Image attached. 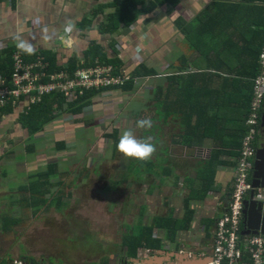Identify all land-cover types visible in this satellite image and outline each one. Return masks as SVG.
Listing matches in <instances>:
<instances>
[{"label":"crops","instance_id":"0c3cea01","mask_svg":"<svg viewBox=\"0 0 264 264\" xmlns=\"http://www.w3.org/2000/svg\"><path fill=\"white\" fill-rule=\"evenodd\" d=\"M216 1L239 7L235 14L215 13ZM258 7H264L259 0H0V58L7 47L15 48L13 38L20 35L36 49L35 55H26L28 61L42 56L66 68L83 60L105 63L117 54L127 71L140 66L155 71L137 78L138 88L141 83L149 88L140 114L153 121L160 142L157 157L163 150L172 154L145 163L153 172L159 163L164 182L160 192L151 195L145 189L142 194L149 211L139 231L119 229L130 240L147 238L144 233L151 229L158 247L139 249L135 256L143 263L210 264L206 247L212 243L215 220L226 210L236 156L247 132L256 57L264 46V13ZM117 12L121 20L110 24L115 29L109 31ZM69 20L76 25L70 45L61 40ZM45 27L51 39L43 38ZM19 109L0 118V161L10 143L13 149L18 146L24 131ZM174 134L180 136L177 141ZM176 222L173 237L167 229ZM125 244L121 241L122 259L132 257Z\"/></svg>","mask_w":264,"mask_h":264},{"label":"rangeland","instance_id":"374dc122","mask_svg":"<svg viewBox=\"0 0 264 264\" xmlns=\"http://www.w3.org/2000/svg\"><path fill=\"white\" fill-rule=\"evenodd\" d=\"M139 85L135 92L103 93L93 98L95 106L85 109L83 114L59 117L57 122L46 126L44 136L30 140L24 130L17 138L18 146L13 149L9 144L0 161V173L9 176L0 178L2 264H13L18 256L28 255L25 248L30 247L38 257L49 256L45 264H96L93 261L104 264V257L112 258L111 249L120 255L121 241L126 244L130 241V237L120 233L122 226L125 231L133 227L139 231L137 226L146 220L149 211L142 194L145 189L151 195L160 192L163 169L157 163L153 172L146 164H134L136 161L126 159L118 151L114 155L108 149L112 140L104 138L106 131L112 132L123 123L137 128L135 123L142 119L140 110L146 103L143 96L149 89H144L142 83ZM83 118L87 119L84 123L75 122ZM157 139L158 136L153 137L154 144ZM59 141H66L64 150H54ZM157 158L155 153L152 159ZM51 163H59L54 168L59 175L51 179L54 187L46 185L49 192L45 195L29 192L42 188L44 179L37 174L47 172ZM145 167L146 173L142 171ZM28 173L31 176L27 181ZM121 173L126 174L119 176ZM149 175L153 177L150 179ZM63 181L66 183L60 185ZM35 183L36 186L31 185ZM59 196L63 197L64 206L53 201ZM39 199L44 202L36 203ZM31 203L35 206L29 207ZM52 203L57 205L51 207ZM133 220L138 223H127ZM4 227L9 232H4Z\"/></svg>","mask_w":264,"mask_h":264},{"label":"built area","instance_id":"2783aa9c","mask_svg":"<svg viewBox=\"0 0 264 264\" xmlns=\"http://www.w3.org/2000/svg\"><path fill=\"white\" fill-rule=\"evenodd\" d=\"M13 72L0 77V109L8 104L39 103L45 95L61 90L69 101L92 88L123 85L130 80L122 67L97 62L86 65L81 61L72 78L66 71H49L46 58L36 56L26 61L22 53L14 52ZM257 75L253 79L252 95L245 120L247 132L241 139L234 168L233 185L225 212L215 220L210 264H264V234L242 235L244 201L249 199L251 175L260 133V116L264 107V46L259 52ZM132 79V78H131ZM264 202V188H256L251 198Z\"/></svg>","mask_w":264,"mask_h":264},{"label":"trees","instance_id":"16d2710c","mask_svg":"<svg viewBox=\"0 0 264 264\" xmlns=\"http://www.w3.org/2000/svg\"><path fill=\"white\" fill-rule=\"evenodd\" d=\"M253 1H258V0H253ZM259 2L264 4V0H259ZM229 4H224L223 2H217L216 1V3L213 6V9L216 8L215 13H220V14L232 13V14H235V12H236L235 8L239 7V6H234V5L229 6ZM247 5H251V4H247ZM263 8L264 7H258L257 8L258 12L264 13ZM257 9H254V11L257 12ZM248 10H249V7L247 8V11ZM123 13H124V11H123ZM131 14H132V12H131ZM120 16H122V13L117 12L114 16L111 17L110 23L107 26V30L113 31L115 29V28L110 29V24L115 23V25L117 26L119 21L121 20ZM202 16L208 17L209 13H204V14H202ZM200 17L201 16H199V18ZM14 50H15V48H13V47H7L3 51L1 58H0V76H9V77L11 76V74L13 72V64H14V61H13ZM24 58L26 59V61H28L26 55H24ZM256 59H259V54H257ZM104 61H106L105 63L112 64L116 67L124 68L123 62L119 59V57H117V54L113 58L106 59ZM85 63H86V65H92V63L89 60H86ZM55 66H56L55 63L49 64V67H50L49 71L51 73L54 71L60 72V71L65 70L67 75L69 76V78H72L73 74L77 70L78 65L73 64V65L66 67V68L58 67V66L55 67ZM141 67L144 69H142ZM258 67H259V64L257 63V68H256L257 70H258ZM128 73L130 76V80L126 81L123 85H121V86L120 85H118V86H105V87H100V88L89 89L88 91H85L84 95L78 94L79 98L73 102L68 100V98L66 97V95L63 91L58 90V91L52 92L51 94L45 95L39 103H36L32 106H30L29 103H24L19 109V111L21 112L19 114V124H20L21 128L26 131L28 138L30 140L35 139L36 136L41 137L42 135H45L44 132L47 129L46 126H48L52 122H56L59 117H65L66 115L74 116V115L83 114L85 109H87L93 105L95 106V104H93V98L98 97L99 95L106 93V92H109L111 90L121 91V93L133 91L134 88L137 87V85H136L137 78L151 77L154 75L155 71L150 70L146 66L145 67L140 66L139 68L137 67L134 72L128 71ZM9 77H7V78H9ZM14 108H16L14 104H8L7 106L1 108L0 109V118H2L3 116H5L7 114L12 113L14 111ZM86 120L87 119L83 118V119L77 120V122L78 123H84ZM135 125H136V123H135ZM125 127H128L129 129L133 130L136 133V135L138 137H141V138L146 137L148 135H151L152 137L156 135L154 125H153V128L151 130L146 131L143 129L131 128L128 126V123H123L120 127L114 128L112 130V132L107 133V131H106L104 134V138L108 139V140H112L111 143L110 142L108 143V149L112 150L114 152V155H116L115 153L117 152L116 145L118 143L119 136L121 135L122 130ZM177 137H180V136H178L177 134H174V137H173V138H175L174 141L178 140ZM159 143H160L159 141H156V143H155L156 149H157L155 153L160 152V150H158V144ZM32 148L33 147L31 146L30 150H32ZM65 148H66V141H59L56 143V147L54 148V150H56V149L57 150H64ZM238 151H239V149H238ZM161 153H162L163 157H165V158H167L168 155L172 154V153L167 152L165 150L161 151ZM161 156H158V158H161ZM163 157H162V159L166 160ZM236 158H237V156H236ZM235 162H236V160H235ZM151 163H152V161H151ZM151 163H149V164H151ZM134 164L144 165L145 163L135 162ZM49 166L51 168L47 169V172L37 174L38 177L42 175L41 177L44 179L45 183L43 184L42 188H40L38 186L39 190L33 189L32 191H29V192L36 193V194L39 193L41 195H45L49 192L46 185H48L50 187L51 186L54 187V184L51 183V179L56 178L59 175L58 170L57 171L54 170V168H56V169L58 168L59 163H51ZM131 166L132 165H130V168H131ZM153 167L155 168V163H154ZM126 173H128V172H126ZM126 173H121V174H119V176H122L123 174H126ZM64 183H65V181L59 182L60 185H63ZM31 185L36 186V183L31 184ZM45 187L47 188V191L44 190ZM62 198H63L62 196H59L57 198H53V201L57 200L60 202L59 205L63 204V206H64L65 203L63 202ZM41 200L42 199L37 200L36 203H38ZM41 202H44V201H41ZM56 205L57 204L52 203V205H50V206L54 207ZM28 206L33 207V206H35V204L31 203V204H28ZM186 219L184 221V225H186L185 224L186 222H187V225L189 224V222L186 221ZM4 225H8V224L4 223ZM177 225H178V222L172 224V226H169L170 229H167L170 234H173V237H175V234L178 232ZM146 230H147V234H145L143 236V237H147L146 239L138 238V237L134 236V238L132 240H130L127 243V245L125 244L126 248L128 250V254H127L128 256L136 257L135 255L139 251V249H141V248L146 249L145 247L157 249L158 242H157L156 238L152 237L153 234L151 232V229H146ZM3 231L9 232V229L5 230V227H4ZM152 239H154V240H152Z\"/></svg>","mask_w":264,"mask_h":264},{"label":"clouds","instance_id":"9594fccd","mask_svg":"<svg viewBox=\"0 0 264 264\" xmlns=\"http://www.w3.org/2000/svg\"><path fill=\"white\" fill-rule=\"evenodd\" d=\"M75 28L76 25L74 24V22H72L71 20L66 21L63 27V36L61 37V40L65 44L70 45L72 43V34ZM42 31L44 33L43 38L45 40L51 39V37L47 35L48 29L46 27L42 29ZM13 42H14V47L16 48L18 53H22L28 56L35 55L36 49L34 45L28 40L23 39L20 35H16L13 38ZM15 107L16 108L20 107V104H16ZM260 123H261V116H260ZM136 127L138 129H143L146 131L151 130L153 128V121L151 118L139 119L136 122ZM116 148L117 151L126 159L134 160L139 163L150 162V160L152 159L153 155L156 152V145L153 143V137L151 135H148L143 138H138L136 133L131 129L124 130L121 133Z\"/></svg>","mask_w":264,"mask_h":264},{"label":"water","instance_id":"95a60500","mask_svg":"<svg viewBox=\"0 0 264 264\" xmlns=\"http://www.w3.org/2000/svg\"><path fill=\"white\" fill-rule=\"evenodd\" d=\"M261 129H264V107L261 115ZM252 190L249 199L244 201V230L242 235L257 234L258 232L264 234V202H254L251 200L254 190L256 188H264V143L256 146L255 160L251 175ZM229 196L226 198V202ZM147 251H153L147 249ZM126 264H146L143 263L142 257H130L125 260ZM26 264H37L36 260L26 259Z\"/></svg>","mask_w":264,"mask_h":264},{"label":"flooded vegetation","instance_id":"af4514ba","mask_svg":"<svg viewBox=\"0 0 264 264\" xmlns=\"http://www.w3.org/2000/svg\"><path fill=\"white\" fill-rule=\"evenodd\" d=\"M264 143V129H261L260 130V133L258 135V140H257V145H261V143ZM50 209V208H49ZM208 244V241L206 243V245ZM22 248H25L24 245H20ZM205 248V246L203 247ZM27 249V251L29 252L28 255H25V256H18V259L17 260H14L13 261V264H26V259H29L30 261L31 260H36L37 264H45V260L49 257V256H36L35 255V252H32L31 251V247L30 248H25ZM34 250V248H33ZM206 252L212 254V243L208 244V246L206 247ZM113 255H111L112 258L110 257H104L103 259H105L106 261L104 262V264H126L125 263V260L126 258H123L118 255L117 253L115 252H112ZM210 260H211V257H210ZM95 262L96 264H98L97 261H93ZM3 262H1L0 260V264H2Z\"/></svg>","mask_w":264,"mask_h":264},{"label":"bare ground","instance_id":"6f19581e","mask_svg":"<svg viewBox=\"0 0 264 264\" xmlns=\"http://www.w3.org/2000/svg\"><path fill=\"white\" fill-rule=\"evenodd\" d=\"M221 216V215H220Z\"/></svg>","mask_w":264,"mask_h":264}]
</instances>
